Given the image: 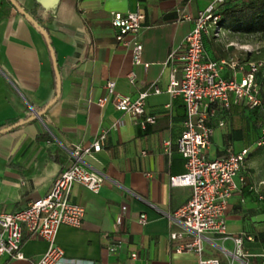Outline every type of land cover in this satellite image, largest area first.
<instances>
[{
	"label": "crops",
	"instance_id": "obj_1",
	"mask_svg": "<svg viewBox=\"0 0 264 264\" xmlns=\"http://www.w3.org/2000/svg\"><path fill=\"white\" fill-rule=\"evenodd\" d=\"M15 1L48 33L60 95L40 118L29 120L55 97V73L39 30L9 0H0V129L22 121L0 134V212L46 195L69 164L74 145L88 146L104 133L98 151L82 154L83 164L102 176V185L96 193L72 186L68 197L83 207L84 215L78 227L59 226L55 240L64 251L59 264H197L201 258L264 264V174L251 165L263 153L264 145H255L263 110L233 103L232 95L229 107L216 105L215 115L207 120L213 127L208 158L228 148L250 149L227 202L226 232L205 233L200 254L176 253L169 238L170 231L179 229L169 216L188 201L191 188L169 183L171 175L185 171V159L176 149L185 106L166 87L172 74L180 77L185 37L197 11L211 0H59L49 9L36 0ZM128 11L144 15L138 34L140 64L133 62L132 36L111 25L113 13ZM236 49L229 37L204 38L206 58L236 60L246 70L250 56L235 59ZM263 72L256 75L261 84ZM129 73L134 74L133 83ZM242 74L237 71L236 79ZM221 75L228 78L231 70L224 67ZM108 80L114 81L117 93L132 99L145 93L144 114L132 117L111 102L97 105ZM146 116L154 122L141 127ZM164 140L171 143L168 150ZM239 236L240 251L235 244ZM109 246L115 250L109 252ZM47 249L45 240L25 233L24 258L0 256V264H33Z\"/></svg>",
	"mask_w": 264,
	"mask_h": 264
},
{
	"label": "built area",
	"instance_id": "obj_2",
	"mask_svg": "<svg viewBox=\"0 0 264 264\" xmlns=\"http://www.w3.org/2000/svg\"><path fill=\"white\" fill-rule=\"evenodd\" d=\"M228 0H211L208 5L198 10L193 18V26L185 37V50L181 56L180 77L170 76L166 91L171 96L180 97L185 106L183 128L176 140V149L185 159V171L180 175H171L172 186L191 188L188 201L169 218L179 227L169 233L172 248L176 253L203 250L205 233L224 234L226 232L225 210L227 202L237 186L235 177L239 174L250 149L242 148L226 152L215 158L207 157V149L213 133V127L207 120L216 113V105L228 108L229 95L233 103L249 109L263 108L260 86L256 75L264 69V62L250 61L247 69L236 60L209 59L205 57L204 38L217 36L220 32V13L222 4ZM144 17L139 11L124 14L115 12L111 25L121 35H131V51L134 64L141 63L142 45L138 39L140 23ZM171 58V55H170ZM227 67L231 76L224 78L221 71ZM175 71V69L173 70ZM237 71L243 72L237 80ZM128 80L134 82V74L129 73ZM106 94L97 100V105L104 106L111 102L113 106L132 117L142 116L145 112V93L135 99L121 95L115 90V83L108 80L105 84ZM155 91H158L155 88ZM153 123V117L146 116L140 126ZM219 126L223 121L218 122ZM105 135L102 133L88 146L74 145L69 153V164L54 179L50 191L25 207L12 212H0V256L9 259H23L21 251L25 233L28 237H37L48 243V249L33 264H59L64 259L63 249L57 245L55 237L59 226L78 227L84 215V209L71 202L68 195L74 184H80L96 193L102 185L103 178L88 169L82 161V154H90L100 149ZM170 141L164 140L165 150ZM256 147L264 145V123L255 142ZM243 182L244 178L240 177ZM145 215H141L143 221ZM242 237L235 239L240 251ZM109 252L115 246L107 247ZM135 258V253L131 254ZM197 264H220L217 258H201Z\"/></svg>",
	"mask_w": 264,
	"mask_h": 264
},
{
	"label": "trees",
	"instance_id": "obj_3",
	"mask_svg": "<svg viewBox=\"0 0 264 264\" xmlns=\"http://www.w3.org/2000/svg\"><path fill=\"white\" fill-rule=\"evenodd\" d=\"M219 13L222 27L241 34L264 33V0H228L220 6ZM258 83L260 86L261 82ZM260 96L264 104L262 87H260Z\"/></svg>",
	"mask_w": 264,
	"mask_h": 264
},
{
	"label": "rangeland",
	"instance_id": "obj_4",
	"mask_svg": "<svg viewBox=\"0 0 264 264\" xmlns=\"http://www.w3.org/2000/svg\"><path fill=\"white\" fill-rule=\"evenodd\" d=\"M215 37L221 39L229 37L232 39L234 45L237 48L236 50H234L236 53V55L234 56L235 59H237L241 55L243 57L249 55L252 62H264V33L241 34L237 31L230 30L223 26L221 27L219 34ZM238 79H240V75ZM262 79L263 80L262 84H260V87H262V90L264 92V78ZM260 149H262L261 152L263 153L261 155L255 156L251 165L256 168V171L264 174V147ZM260 186L264 188V183H261Z\"/></svg>",
	"mask_w": 264,
	"mask_h": 264
},
{
	"label": "water",
	"instance_id": "obj_5",
	"mask_svg": "<svg viewBox=\"0 0 264 264\" xmlns=\"http://www.w3.org/2000/svg\"><path fill=\"white\" fill-rule=\"evenodd\" d=\"M11 2V4L16 8V10L22 14L24 17L27 18V20L34 26L36 27L39 32L41 33V35L43 36L49 53H50V57H51V61H52V65H53V70L55 73V81H56V94L55 97L46 105V107L42 110V111H34V113L32 114L31 117H29V120L33 119V118H40L42 116V114L46 111V109L53 103L56 101V99L59 97L60 95V75H59V71L57 68V62H56V58H55V54H54V50L52 48V45L50 43V39L48 36L47 31L38 23V21H36L28 12H26L15 0H9ZM59 0H36V2L41 5L43 8L45 9H49L52 8L53 6H55V4L58 3ZM22 124L21 122H17L13 125H10L8 127L2 128L0 129V134L6 133L11 131L12 129L18 127L19 125Z\"/></svg>",
	"mask_w": 264,
	"mask_h": 264
}]
</instances>
